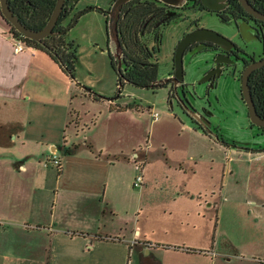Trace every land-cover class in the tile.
Instances as JSON below:
<instances>
[{
	"label": "crops",
	"instance_id": "0c3cea01",
	"mask_svg": "<svg viewBox=\"0 0 264 264\" xmlns=\"http://www.w3.org/2000/svg\"><path fill=\"white\" fill-rule=\"evenodd\" d=\"M77 1L70 17L80 9ZM15 44L0 11V186L9 193L0 202V226L10 233L5 247L0 243V264H216L218 211L229 195L250 223L264 218V147L227 144L171 111L197 142L225 150L227 162L217 153L206 160L196 152L173 160L139 138L130 153L144 163V182L136 216L121 220L108 191L116 167L131 160L121 140L133 132L127 118L139 122L141 106L128 107L138 102L108 89L93 91L48 52L33 46L16 51ZM54 155L60 168L48 163ZM153 164L161 168L154 187L159 194L149 199ZM207 219L213 223L209 244L202 239Z\"/></svg>",
	"mask_w": 264,
	"mask_h": 264
},
{
	"label": "rangeland",
	"instance_id": "374dc122",
	"mask_svg": "<svg viewBox=\"0 0 264 264\" xmlns=\"http://www.w3.org/2000/svg\"><path fill=\"white\" fill-rule=\"evenodd\" d=\"M78 1L77 6L81 10L88 5L108 8L106 5L109 0ZM74 15L67 17L66 24L72 21ZM195 25L220 31L236 42L242 50L241 53L246 52L259 56L263 52L264 31L257 35L251 20L246 21L231 16L228 21L207 9L187 8L182 12V15L162 28L161 42H158L159 49L156 54L160 78L171 76L169 74L174 71V53L177 43L188 29ZM109 30L110 26L108 27L104 12L93 9L79 17L78 21L68 30V37L75 39L78 44V62L75 70V78L78 81L92 90L100 87L103 90L108 89V94H112V96L136 100L137 104L141 106L140 111H137L141 115L139 122L131 123L127 118V127H132L133 132H129L121 140V143L125 145L123 149L126 153H130L134 143L141 138L140 142L143 145L147 139L150 141L153 153L165 151L173 160L196 152L203 154L206 160L211 157V154L217 153L221 156L223 163L227 162L225 150L219 153V151L211 150L208 143L197 142L198 139L195 136L192 137L188 130L180 127L173 115L171 116L170 112L173 111L179 120L193 123L191 115L185 112L180 105V96L185 97L188 104L207 112L211 122L217 126H213V128L219 134V138L224 137L232 145L244 144V146L254 149L264 147V129L251 121L248 106L242 95V68L240 65L236 70H234V66L223 68L222 72L218 73L212 81L204 80L212 69L213 51L200 49L195 52H187L184 55L185 84L178 87V92L175 95H171L172 86L170 84L153 89L136 86L130 82L124 83L120 93L119 85H117L118 74L110 56V51L117 55L116 43L113 41ZM83 79L90 83H85L82 81ZM110 86L114 88V91L109 88ZM104 92L107 94L106 91ZM151 106L153 110H158L160 113L156 120H152V115L149 112ZM109 142L115 143L114 141ZM138 144L136 143L137 146ZM129 157L130 162L122 161L116 167L117 175L115 180L112 178V184H110L108 191L109 200L119 205V211H117L121 220H130L136 216L135 208H137L138 203L136 206L134 205L141 189V186H134L132 183L139 169L138 166H135L136 163L131 153ZM138 158L141 159V153H139ZM207 165L206 162L205 166ZM148 169L150 176L146 185L151 184V189L147 190L150 193L146 194L145 197L150 199L151 194H159L157 193L159 190L154 192V187L157 186L155 182L159 181V178L155 177L156 170L161 168L155 167L153 164L149 165ZM162 181L166 184L171 183L170 181ZM228 187H231L230 183ZM224 193L230 194L226 190ZM8 194L0 186V202L6 200ZM145 201L146 198L143 202L145 203ZM227 202L229 204L221 205L218 211L214 242L218 251L216 264H259L253 256L264 258V235L262 231L264 218L260 216L258 223L252 224L241 213V209L233 203L230 195ZM212 212L213 210L209 207L207 210L208 219L212 217ZM208 219L202 234V239L206 237L207 244L212 241L211 229L213 227L212 221ZM171 233L178 234L175 231ZM9 234L0 226L1 247L7 243Z\"/></svg>",
	"mask_w": 264,
	"mask_h": 264
},
{
	"label": "trees",
	"instance_id": "16d2710c",
	"mask_svg": "<svg viewBox=\"0 0 264 264\" xmlns=\"http://www.w3.org/2000/svg\"><path fill=\"white\" fill-rule=\"evenodd\" d=\"M56 1L9 0L11 8L22 22L35 29H39L46 24ZM186 2L189 4L188 7L198 4L197 0H186L183 4ZM230 2L231 6L226 11L211 10L203 5L201 8L217 12L216 14L228 21L231 16L238 19L243 18L245 15H250L240 0H230ZM250 2L261 11H264V0H250ZM73 9L74 5L70 6L69 0H67L54 28L55 33L49 34L41 40L25 36L6 17L5 19L9 22L11 31L16 39L24 41L26 46H33L48 52L68 75L75 78L78 62V44L75 39L68 37V30L60 32L69 24H66V19ZM84 9L83 13L93 9L103 11L106 15L108 27L114 21L115 15L114 13H109L107 11L108 8H96V5H88ZM180 15L182 13L173 14L170 4L162 0H128L123 3L117 21L118 37L122 45L121 56L119 57L118 53L116 55L110 51L111 62L118 74L117 85H119L118 90L120 93L121 87L125 82L153 89L170 84L172 86L171 89L173 88L171 80L163 82L162 79L164 78H160L156 54L159 49L158 42H161L162 28ZM151 41L153 42L151 43ZM250 59H253V57ZM249 83L258 112L264 116V65L255 68L251 72ZM95 93L97 92L95 91ZM127 106L138 108L139 104L130 103ZM191 119L197 127L207 133V130L196 119L192 116ZM259 127L264 129V126ZM221 139L227 144L231 143L224 137H221ZM188 248L194 250V248Z\"/></svg>",
	"mask_w": 264,
	"mask_h": 264
},
{
	"label": "water",
	"instance_id": "95a60500",
	"mask_svg": "<svg viewBox=\"0 0 264 264\" xmlns=\"http://www.w3.org/2000/svg\"><path fill=\"white\" fill-rule=\"evenodd\" d=\"M67 0H57L55 7L47 20L46 24L39 28L35 29L32 27L27 26L22 20L19 18V16L13 11V9L10 6L9 0H0V11L6 17L8 21H10L20 32H22L25 36L34 38L37 40H41L42 38L46 37L49 34L55 33L54 28L59 20V17L61 15V12L63 10V7L65 5ZM76 0H69V5H74V2ZM128 0H114L112 6L107 9L109 13H114L115 18L112 24L110 25V35H112L113 41L116 43V49L118 56H121V42L118 37L117 32V21L120 16V11L122 8V5L124 2ZM166 3L173 4V5H182L186 0H162ZM219 1L220 0H214ZM244 8L255 17L261 19L264 21V11H261L257 7H255L250 0H240ZM204 3L206 6L209 7V9L217 10L226 5V3L223 4H213L210 1L204 0ZM91 7V6H90ZM101 6L96 5V8H100ZM89 8V7H88ZM85 9H81L77 11L72 19V21L60 32H65L69 30L79 19V17L82 15ZM194 41H211L214 44H218L220 47L230 50H232V58L230 57L228 60H225L223 63H220L218 65V68L213 72L211 71L208 73V75L204 78V80L212 81L213 78L219 73L222 72V69L225 67H231L234 66L236 68L241 64L240 62L243 61L239 53L242 51L239 47L236 48V43L229 38L228 36L224 35L218 30H215L210 27L206 26H199L196 27L188 32H186L178 41L177 46L175 48L174 53V71L173 74L169 77H166L163 80V82L172 81L173 82V89L171 90V93H177L178 87L183 86L184 83V55L186 53L187 47ZM244 52V51H243ZM121 64V62H120ZM264 65V55L259 59H254L247 63L243 69L241 74V84H242V95L243 98L248 106V113L251 121L254 124H257L258 126H264V116H262L257 109L255 100L253 98L252 89L249 83V78L251 72L257 68ZM180 101L188 111V113L194 117L203 127L207 130L208 133L219 137V134L217 131L214 130L213 124L210 120V118L207 116L206 113L203 111L195 108L191 104H188L185 97L180 96ZM240 147H244V145H238Z\"/></svg>",
	"mask_w": 264,
	"mask_h": 264
},
{
	"label": "flooded vegetation",
	"instance_id": "af4514ba",
	"mask_svg": "<svg viewBox=\"0 0 264 264\" xmlns=\"http://www.w3.org/2000/svg\"><path fill=\"white\" fill-rule=\"evenodd\" d=\"M198 1V4L197 5H194L192 7H188V2H186L185 4H182V5H173V4H170V9L172 10V13H182L185 9L187 8H193V7H197V8H201V6L203 5L204 7H207L209 9L208 6H206V4L204 3V0H197ZM207 1H210L212 2L213 4H223V3H226V5L220 9H217L216 11H226L227 9L230 8L231 6V2L230 0H220V2L218 1H214V0H207ZM212 10V9H211ZM217 13V12H215ZM218 15V14H217ZM240 19H243V20H246L248 21L251 20L253 22V28L256 30L257 32V35L264 31V21L255 17L254 15L250 14V15H245L243 18H240ZM196 27H199V25H195V26H191L188 31L196 28ZM187 31V32H188ZM236 43V42H235ZM239 46L236 44V48H238ZM200 49H205V50H212L213 53H214V62H213V65H212V69L211 71H215L217 68H218V65L220 63H223L225 60H228L230 57L232 58V48L230 50H226L222 47H220L218 44H214L213 42L211 41H194L192 42L186 49V53L187 52H195V51H198ZM245 53V52H244ZM244 53H239V55L241 56V58L243 59L242 62H240V66L241 68L243 69V67L249 63L250 61L254 60V59H259L261 58L263 55H264V49H263V52L259 55V56H255L254 54H249V53H246V54H249V55H246ZM251 57H253V59H250ZM242 72V71H241ZM173 89V88H172ZM172 95H175V93H173ZM180 100V99H179ZM180 105L182 107V109L188 113V111L186 110V108L184 107V105L182 104V102L180 101ZM204 113L207 114V112L205 111ZM208 115V114H207ZM194 118V117H193ZM199 123V122H198Z\"/></svg>",
	"mask_w": 264,
	"mask_h": 264
},
{
	"label": "built area",
	"instance_id": "2783aa9c",
	"mask_svg": "<svg viewBox=\"0 0 264 264\" xmlns=\"http://www.w3.org/2000/svg\"><path fill=\"white\" fill-rule=\"evenodd\" d=\"M26 47V44L24 41L20 39H16V44H15V50L20 51ZM153 117L157 119L159 117V111L158 110H152ZM137 156V155H136ZM48 163L53 164L54 166L60 168L61 167V158L57 155H54L51 159L48 160ZM139 172L136 175L134 179V185L136 186H141L144 182V174H143V165L139 162H136Z\"/></svg>",
	"mask_w": 264,
	"mask_h": 264
}]
</instances>
